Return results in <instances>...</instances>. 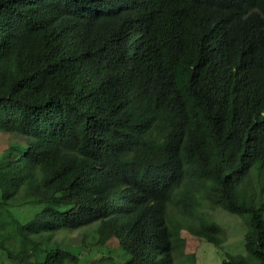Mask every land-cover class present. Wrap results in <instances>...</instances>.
<instances>
[{"label":"trees","instance_id":"1","mask_svg":"<svg viewBox=\"0 0 264 264\" xmlns=\"http://www.w3.org/2000/svg\"><path fill=\"white\" fill-rule=\"evenodd\" d=\"M0 133L7 260L94 227L93 264H196L168 209L219 248L207 207L245 226L222 264H264V0H0Z\"/></svg>","mask_w":264,"mask_h":264},{"label":"rangeland","instance_id":"2","mask_svg":"<svg viewBox=\"0 0 264 264\" xmlns=\"http://www.w3.org/2000/svg\"><path fill=\"white\" fill-rule=\"evenodd\" d=\"M13 140L11 135L0 133V160L4 150L12 144ZM204 213L222 227L227 236L226 242L221 247L216 248L204 240L190 236L175 210L169 207L168 214L174 218L175 222V225L170 228L174 258L177 261H182L185 256L194 254L196 264H222L226 255L244 254L245 226L241 219L221 209L211 210L205 207ZM93 230L94 227H89L76 231L59 232L45 238L44 242H54L61 247L71 249L75 253L80 252L79 264H93L94 260L102 256L101 252L103 251V247L95 245ZM108 245L114 248L117 243L111 240ZM22 260H7L0 250V264H20Z\"/></svg>","mask_w":264,"mask_h":264}]
</instances>
